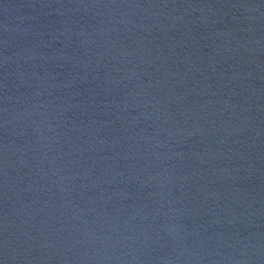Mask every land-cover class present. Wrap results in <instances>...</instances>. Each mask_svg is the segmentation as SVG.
<instances>
[{"label": "water", "instance_id": "water-1", "mask_svg": "<svg viewBox=\"0 0 264 264\" xmlns=\"http://www.w3.org/2000/svg\"><path fill=\"white\" fill-rule=\"evenodd\" d=\"M0 264H264V0H0Z\"/></svg>", "mask_w": 264, "mask_h": 264}]
</instances>
